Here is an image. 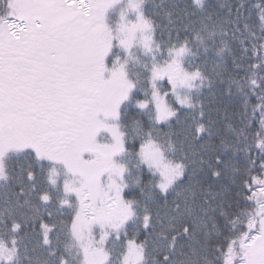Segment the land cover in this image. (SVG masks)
Instances as JSON below:
<instances>
[{"label": "snow or ice", "instance_id": "6c2138e0", "mask_svg": "<svg viewBox=\"0 0 264 264\" xmlns=\"http://www.w3.org/2000/svg\"><path fill=\"white\" fill-rule=\"evenodd\" d=\"M0 264H264V0H0Z\"/></svg>", "mask_w": 264, "mask_h": 264}]
</instances>
